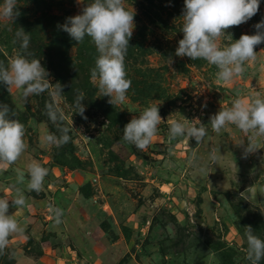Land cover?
<instances>
[{
	"label": "rangeland",
	"instance_id": "374dc122",
	"mask_svg": "<svg viewBox=\"0 0 264 264\" xmlns=\"http://www.w3.org/2000/svg\"><path fill=\"white\" fill-rule=\"evenodd\" d=\"M91 2L17 0L14 22L0 16V63L21 52L13 41L23 28L30 34L28 58L41 61L53 89L63 86V126L71 129L64 146L45 144L46 134L60 135L46 115L51 89L24 102L18 89L0 83V101L25 125L28 145L16 163L0 165V197L13 199L17 187L27 197L26 206L10 208L24 230L9 238L0 264H250L245 227L264 240V149L243 158L238 144L246 146L248 136L234 125L217 135L209 123L237 98H264V43L244 73L224 83L205 60L175 56L184 0H125L135 10L125 58L132 83L125 102L112 105L91 79L95 45L87 36L77 43L60 27ZM262 19L264 0L247 23L227 30L233 41L225 36L220 45L255 34ZM81 93L87 120L76 113ZM149 106H159L164 121L141 151L123 141V129ZM197 118L208 129L202 143L169 141L170 121ZM258 142L264 148V139ZM192 153L203 172L189 164ZM33 161L49 169L40 193L26 189ZM17 169L25 184H17ZM49 205L63 210L60 224Z\"/></svg>",
	"mask_w": 264,
	"mask_h": 264
},
{
	"label": "clouds",
	"instance_id": "9594fccd",
	"mask_svg": "<svg viewBox=\"0 0 264 264\" xmlns=\"http://www.w3.org/2000/svg\"><path fill=\"white\" fill-rule=\"evenodd\" d=\"M80 2V0H78ZM260 6V0H184L183 10V38L179 40L175 56L188 57L193 61L205 60L214 65L218 71L216 78L224 83L231 82L236 76L245 71L246 62L255 61L257 46L264 43V19L254 25L256 32L253 35L242 34L238 40L221 46L219 41L226 35L228 29L247 23L254 17ZM20 15L17 10V0H2L0 16L13 21ZM135 10L126 7L125 0H92L85 5L80 14L66 18L61 25L63 31L77 43L83 42L87 36L98 52L95 66L91 69V79L97 82L103 96L109 97L110 104H122L127 99V92L131 87V80L127 78L125 58L129 48V41L133 36ZM15 40L20 41L21 52L17 53L7 65L0 63V83L7 88L15 87L20 92V99L27 102L33 95H40L50 91L52 101L46 103V115L49 120L58 125L60 133H48L43 142L57 148L64 146L71 140L69 127L63 126L65 113L60 107L63 97V86L50 82V73L41 64L39 59H29L33 54L28 51L30 34L23 28L15 33ZM81 93L75 101L76 113L84 120L85 106ZM16 116L14 109L6 104H0V165L14 164L27 150L25 142L26 128ZM164 121L160 115L159 106L146 107L143 112L134 116L123 129L122 139L132 144L138 150H145L150 146L157 135L158 126ZM176 120L170 121L168 139H194L200 144L208 135L205 124L197 118L191 123ZM210 126L213 132L219 135L230 125L248 136V142L238 144L243 147V158L256 153L261 148L258 140L264 139V98L246 101L237 98L229 108H221L210 117ZM73 128V124H72ZM218 149H213L209 159L218 160ZM189 164L199 167L196 153H192ZM203 172L205 169L199 167ZM17 184H25L24 171L17 169ZM49 169L39 162L33 161L28 166L26 189L28 192L40 193L44 188L45 178ZM27 204L24 191L17 187L15 197L11 200L0 197V255H3L9 245V238L13 234L22 233L23 227L10 213V208H22ZM53 213L55 224L61 223L63 210L49 205ZM247 249L246 259L250 264H260L264 260V240L254 234L251 226H246Z\"/></svg>",
	"mask_w": 264,
	"mask_h": 264
},
{
	"label": "trees",
	"instance_id": "16d2710c",
	"mask_svg": "<svg viewBox=\"0 0 264 264\" xmlns=\"http://www.w3.org/2000/svg\"><path fill=\"white\" fill-rule=\"evenodd\" d=\"M3 86V88H4V84L2 85ZM1 102V104H3V101H0Z\"/></svg>",
	"mask_w": 264,
	"mask_h": 264
}]
</instances>
